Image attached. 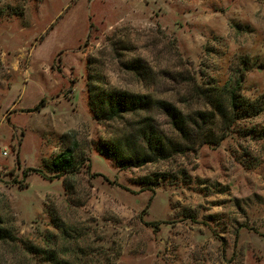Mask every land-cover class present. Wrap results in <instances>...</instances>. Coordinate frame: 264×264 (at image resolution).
Listing matches in <instances>:
<instances>
[{
  "label": "rangeland",
  "instance_id": "1",
  "mask_svg": "<svg viewBox=\"0 0 264 264\" xmlns=\"http://www.w3.org/2000/svg\"><path fill=\"white\" fill-rule=\"evenodd\" d=\"M231 88L225 138L185 149L159 102L192 118ZM99 90L151 104L98 118ZM149 124L181 147L119 164ZM0 228V264H264V0H0Z\"/></svg>",
  "mask_w": 264,
  "mask_h": 264
},
{
  "label": "trees",
  "instance_id": "2",
  "mask_svg": "<svg viewBox=\"0 0 264 264\" xmlns=\"http://www.w3.org/2000/svg\"><path fill=\"white\" fill-rule=\"evenodd\" d=\"M131 69H133V67ZM235 95L236 89L234 88L227 90L225 96H223V101L219 99L222 97L221 94L213 95L208 93L204 95L208 97L209 101L207 104L212 109V111H198L192 118H186L182 116L180 112L173 108L170 104L165 102L159 103L161 104V107L167 111H170L173 128L183 140L182 144L184 145V148L187 150H193L195 145H217L225 138V136H221L218 138V141L209 140L208 129L213 128V123H215L217 118L221 119L222 121L229 119L227 117L228 110L234 112V109H236ZM225 100L227 101V105L224 103ZM90 104L92 106V110H96V117L110 120L120 117L122 114H130L140 110H146L151 104V101L147 97L141 95H129L125 92H105V90H99L96 97L94 98V101L92 102V100H90ZM237 116L238 115H234L232 119L234 120ZM147 127V130L143 129L136 135V141H141L142 144L141 152H139L138 149H134L132 152H130V146H128L127 152L118 150L117 148L113 150L114 155H116V161L119 164L130 165L133 167L141 166L152 161L151 158H148L149 155L159 157L169 153L170 151H177V147H181L182 144L180 145L170 142L166 143L161 135L157 134L153 129L150 128V124ZM228 129L229 128L227 127L225 130ZM73 153L74 152L71 148H66L49 161L48 168L55 174V176L63 177L66 174L75 173L81 168L80 163H77L75 160ZM40 173L43 177L45 176L41 171ZM0 240H12L7 230L0 228ZM28 249L26 250L30 255L35 256V253L38 254L39 252L38 249L32 246H28ZM41 254L46 255L47 264H68L67 261L58 259V257H56L53 252H43Z\"/></svg>",
  "mask_w": 264,
  "mask_h": 264
}]
</instances>
